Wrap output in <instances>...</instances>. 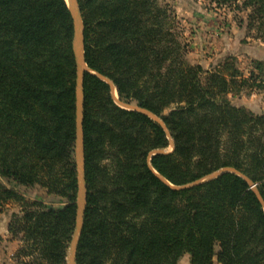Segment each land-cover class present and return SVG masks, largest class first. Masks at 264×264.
<instances>
[{"label":"trees","instance_id":"trees-1","mask_svg":"<svg viewBox=\"0 0 264 264\" xmlns=\"http://www.w3.org/2000/svg\"><path fill=\"white\" fill-rule=\"evenodd\" d=\"M213 1H242L251 9L249 25L264 35V0ZM79 3L88 66L113 82L121 100L160 115L168 131L119 106L111 85L85 72L88 196L76 262L180 264L188 254L190 264H215V257L221 264H264V207L246 178L226 172L173 187L233 167L264 199V113L229 97L248 88L264 93V60L252 61L250 76L233 63L188 65L150 0ZM73 40L67 0H0V205L21 203L9 231L21 236L26 264H67L76 226ZM172 143V151L152 153ZM11 182L40 185L67 201L48 207Z\"/></svg>","mask_w":264,"mask_h":264},{"label":"rangeland","instance_id":"rangeland-1","mask_svg":"<svg viewBox=\"0 0 264 264\" xmlns=\"http://www.w3.org/2000/svg\"><path fill=\"white\" fill-rule=\"evenodd\" d=\"M150 1L152 13H157V19L161 21L158 23L159 27L164 28V31L168 29L172 37L181 43L180 51L185 64H201L210 70L214 69L212 66L223 68L226 63H233V68L245 76H250L252 61L264 60V35L257 26L249 25L251 9L243 7L242 1L224 4H218L213 0ZM94 73L97 74L95 71ZM109 84L112 87L113 98L119 106L126 109L137 106L135 100L129 103L121 100L116 86L112 81ZM229 97L237 106H245L256 113H264V93L260 90L248 88L241 95L230 94ZM176 106L177 104L170 105L164 109L163 114L169 113ZM155 115L163 120L160 115ZM157 150L169 152L173 150V145L166 149H155L152 153ZM110 159L106 158L103 163L111 164ZM11 185L16 186L28 200L42 201L48 207L61 208L67 201L64 197L49 193L40 185L32 187L17 186L15 183ZM20 211L21 203L14 200L0 205V264H26L25 261L29 260L28 257L21 255L20 249L24 245L21 236L14 237L9 231L13 214ZM180 264H190L188 254L180 259ZM215 264H221L217 257Z\"/></svg>","mask_w":264,"mask_h":264},{"label":"water","instance_id":"water-1","mask_svg":"<svg viewBox=\"0 0 264 264\" xmlns=\"http://www.w3.org/2000/svg\"><path fill=\"white\" fill-rule=\"evenodd\" d=\"M67 3H68V6L70 9L72 18H73V23H74L73 52H74L75 61H76L75 158H76V170H77V179H78V187H79L78 199H77V203H78L77 220H76L75 230L73 232L72 239H71L70 246H69V251L67 255V264H78L76 262V254H77V248H78L80 236H81V233L84 227L85 210H86L87 196H88V188H87L86 172H85V147H84V137H85L84 135V119H85V115H84V102H85L84 77H85V72L89 71V72L94 73V71L88 66L85 60V34H84L85 24H84V18H83V14L81 11L79 0H67ZM97 75H99V77L111 83V81L107 77L101 74H97ZM130 108L136 109L138 111H141L147 114L151 118L158 121L165 128V130L168 131V128L166 124L164 123V121L158 119L157 116L153 112L145 108L138 107V106L130 107ZM162 152H165V151L157 150L154 153H162ZM149 165L152 169H154L151 162H149ZM226 172L236 173L246 178L252 184V187H254V190L260 202L262 203L264 207V199L261 196L259 190L255 187L256 185L253 184L247 176H245L243 173H241L239 170L233 167H224L192 183L182 185V186H173V187L177 189L189 188L194 185H198L203 182L215 179ZM158 175L160 176L162 180L166 181L163 176H161L160 174Z\"/></svg>","mask_w":264,"mask_h":264}]
</instances>
